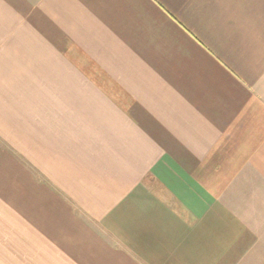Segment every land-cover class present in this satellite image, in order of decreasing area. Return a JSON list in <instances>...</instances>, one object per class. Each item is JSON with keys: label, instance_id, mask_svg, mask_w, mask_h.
Listing matches in <instances>:
<instances>
[{"label": "crops", "instance_id": "0c3cea01", "mask_svg": "<svg viewBox=\"0 0 264 264\" xmlns=\"http://www.w3.org/2000/svg\"><path fill=\"white\" fill-rule=\"evenodd\" d=\"M0 264H264V0H0Z\"/></svg>", "mask_w": 264, "mask_h": 264}]
</instances>
